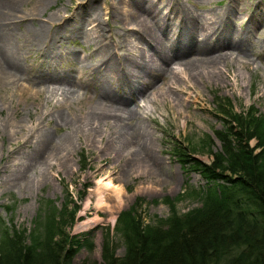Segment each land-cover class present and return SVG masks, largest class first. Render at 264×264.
<instances>
[{"label": "rangeland", "instance_id": "rangeland-1", "mask_svg": "<svg viewBox=\"0 0 264 264\" xmlns=\"http://www.w3.org/2000/svg\"><path fill=\"white\" fill-rule=\"evenodd\" d=\"M146 1L156 10L164 5L163 0ZM50 2V9H59L67 15L70 12L76 14V10L93 9L101 30L95 29L92 22L85 23L90 41L77 33L64 42L78 57L57 56L46 66L28 56L25 59L27 75L17 85L0 88V244L6 242L5 233L8 237H19L25 245L36 238H44L48 231L56 235L55 227L61 226L62 231L79 239L73 246H76L71 257L74 264L83 261L101 263L103 245L114 256L120 257L125 252L119 218L122 212L139 218L143 225L153 226L163 223L173 213L183 214L202 205L203 196L199 191L205 179L188 162H182L175 152L181 148L187 153V159L194 157L203 163L210 162L209 152L220 150L214 131H224L223 120L227 116L218 108L235 117L240 115L244 121L251 118L245 115L250 111L253 117H262L264 121V21L248 26L253 16H259L257 11H264V0H176L174 7L177 9L179 2L207 16L229 3L225 19L234 28L246 25L250 28L248 39H242L246 50L244 57L227 53L224 63L218 65L220 77L203 75L195 80L178 73L181 69L178 63H168L171 73L162 75L161 71L155 78L140 77V82H154L157 86L147 88L146 92H151L147 98L133 88L128 91V88L117 87L112 92L138 111L147 137L146 145L153 156L162 161L151 165L126 162L124 156L115 153L117 143L112 128L107 125H100L97 133H91L88 126L81 125L86 120L87 110L98 104L99 88L97 84L93 85L96 72L90 73L99 58L94 44L100 42L108 48L122 66L132 60L131 57L138 58L142 46L148 50V43L138 37L139 30L122 20L124 13L138 7L123 5L118 0ZM20 5H23L20 10L28 8L26 4ZM261 8L263 10H259ZM140 13L146 20H151L145 9L141 8ZM168 18L177 19L172 12L168 13ZM74 20L75 17L70 19ZM14 28L20 32L22 26ZM63 70H69L77 84L71 86L35 78L41 74L45 78L49 73ZM82 82L87 83V89L77 88ZM158 85L166 88L164 93L156 92ZM67 87H70L68 92L65 91ZM71 89L77 90L73 98L69 94ZM111 102L104 99L102 104L108 106ZM55 109L64 116L75 118V126L79 128L76 130L65 121H56L51 117ZM40 117L42 120L37 123ZM69 134L71 143L56 160L50 159L48 166L27 167L28 181L16 178L26 163L25 157L35 151L41 138L57 139ZM256 141L250 139L249 145ZM12 147L14 150L9 151ZM107 180L122 188V205L112 213V218L102 204L97 206L95 202L94 189L100 181ZM109 194L106 200L112 203ZM95 214L99 221L76 228ZM52 218L54 223L51 225L48 220L52 221Z\"/></svg>", "mask_w": 264, "mask_h": 264}, {"label": "bare ground", "instance_id": "bare-ground-1", "mask_svg": "<svg viewBox=\"0 0 264 264\" xmlns=\"http://www.w3.org/2000/svg\"><path fill=\"white\" fill-rule=\"evenodd\" d=\"M118 1L123 5L128 4L129 7H138V9L130 10V13H124L122 20L130 22L132 28L139 30L138 37L148 43L146 45L151 51L144 50L145 47L142 46L138 58L131 57L132 60H128L122 66L119 58L113 56L108 48H104L100 42L94 44V51L96 50L99 58L94 68L90 65L92 68L90 73L96 72L93 85L97 84L99 88V90L96 89L99 95L98 99L96 98L98 104L87 110L86 120H83L81 125L88 126L87 129L91 133H97L100 125L112 128L114 142L117 143L115 153L124 156L126 162L161 164V159L153 156L148 148L149 145H146L147 137L138 111L128 105L125 99L113 95L112 92L116 91L117 87L128 88V91L133 88L147 98L151 94V92H146L147 88L149 86L154 88L156 85L149 81L142 83L140 77L155 78L161 71L162 75L171 73L172 68L167 66L171 62L178 63L181 67L178 73L187 74L188 79L195 80L203 75L212 78L220 77L221 71L218 65L221 62L224 63L225 57L228 56L227 53H237L239 57H244L246 50L242 39L243 37L248 39L250 29L248 26L264 21V11H257L259 16L252 18L250 14L248 19H251L248 26L238 29L232 27L229 20L225 19L226 7L230 8L229 3L213 13L210 11L211 16H207L179 2L180 6L177 9L174 7L176 0L172 3L170 0H163L164 5L159 10L154 9L146 0ZM50 3H52L50 0H0V88L17 85L18 81L27 75L29 70L25 59L28 56H32L39 64L45 63L46 66L52 58L57 56L78 57L76 52L66 48L64 42L77 33L83 34V37L90 41V36L84 29L85 23L92 22L95 29L101 30L100 21L93 9L87 8L79 12L76 10V14L70 12L67 15L59 9H50ZM20 4H26L28 8L20 10L22 8L20 6H23ZM141 8L150 13V21L142 16ZM166 9L168 10L165 11ZM170 12L177 19H169L168 13ZM74 17L75 20L70 21ZM28 23L31 25L29 26ZM20 26L22 28H19ZM14 27L19 28L20 32H16ZM63 47L66 49H62ZM66 71L49 73L45 78L43 74L36 75L35 78L39 81L46 79L49 82L65 83L71 86L77 84L69 70ZM78 87L87 89V83L82 82ZM69 89L70 87H67L65 91L68 92ZM165 89L158 85L156 92L161 94L165 92ZM76 91V89H71L70 98L76 95ZM104 99H110L113 102L107 106L102 104ZM51 115L56 121L58 119L65 121L72 127L77 121L73 117L62 115L59 109L52 111ZM133 119H135L134 122L131 121ZM38 120L37 123L42 120L41 117ZM75 128L77 130L79 127L75 126ZM70 143V134L57 139L49 136L41 138L35 151L25 157L26 163L16 174V178L23 182L28 181L27 167L48 166L49 160H56ZM13 150L12 147L9 151ZM106 190L108 194L110 193L112 203L106 200V195H108ZM94 194L96 205L102 204L111 218L112 213L122 205V188L114 185L110 180L100 181L94 189ZM97 221H99V216L95 214L80 222L76 228L90 226Z\"/></svg>", "mask_w": 264, "mask_h": 264}, {"label": "trees", "instance_id": "trees-1", "mask_svg": "<svg viewBox=\"0 0 264 264\" xmlns=\"http://www.w3.org/2000/svg\"><path fill=\"white\" fill-rule=\"evenodd\" d=\"M217 110L227 116L224 131H214L220 150L209 152L210 162L187 159L181 148L175 152L205 179L199 191L202 205L153 226L122 212L124 254L114 256L103 245L101 263L76 264H264V121L250 111L245 115L251 118L244 121ZM252 138L257 141L249 145ZM55 230L56 235L48 231L25 245L5 233L0 264H74L73 246L79 239L61 226Z\"/></svg>", "mask_w": 264, "mask_h": 264}]
</instances>
